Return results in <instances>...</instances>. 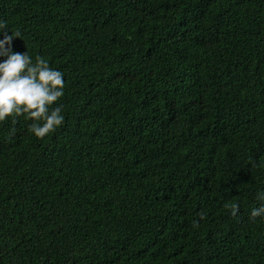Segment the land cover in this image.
Segmentation results:
<instances>
[{"label":"trees","instance_id":"1","mask_svg":"<svg viewBox=\"0 0 264 264\" xmlns=\"http://www.w3.org/2000/svg\"><path fill=\"white\" fill-rule=\"evenodd\" d=\"M0 21L65 83L44 138L0 122V264H264V0H0Z\"/></svg>","mask_w":264,"mask_h":264},{"label":"clouds","instance_id":"2","mask_svg":"<svg viewBox=\"0 0 264 264\" xmlns=\"http://www.w3.org/2000/svg\"><path fill=\"white\" fill-rule=\"evenodd\" d=\"M6 28V23L0 21V32H3L0 57L6 58L0 62V122L13 115L24 116L32 121L29 131L42 139L64 121L63 105L58 103L64 96V75L52 68L41 56H36L33 60L27 51H12L11 43L20 34L17 32L15 35H8ZM12 122L15 124L16 120L13 119ZM11 131L14 133L15 129ZM257 199L264 202V192L258 193ZM225 207L233 217L240 211L239 204L236 203H227ZM261 216H264V203L250 213L252 220ZM205 217V213H200L201 220ZM194 226H198L196 222Z\"/></svg>","mask_w":264,"mask_h":264},{"label":"bare ground","instance_id":"3","mask_svg":"<svg viewBox=\"0 0 264 264\" xmlns=\"http://www.w3.org/2000/svg\"><path fill=\"white\" fill-rule=\"evenodd\" d=\"M228 190V189H227Z\"/></svg>","mask_w":264,"mask_h":264}]
</instances>
